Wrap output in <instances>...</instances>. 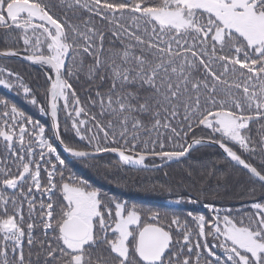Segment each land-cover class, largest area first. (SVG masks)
<instances>
[{
  "label": "snow or ice",
  "instance_id": "6c2138e0",
  "mask_svg": "<svg viewBox=\"0 0 264 264\" xmlns=\"http://www.w3.org/2000/svg\"><path fill=\"white\" fill-rule=\"evenodd\" d=\"M0 30V57L50 73L39 111L52 121L49 135L0 99V264H264V0H0ZM0 86L39 103L18 73L0 68ZM57 143L126 166L217 146L223 162L187 171L176 203L207 200L191 189L225 178L222 163L261 194L244 210L206 203L207 216L129 207L65 175Z\"/></svg>",
  "mask_w": 264,
  "mask_h": 264
},
{
  "label": "trees",
  "instance_id": "16d2710c",
  "mask_svg": "<svg viewBox=\"0 0 264 264\" xmlns=\"http://www.w3.org/2000/svg\"><path fill=\"white\" fill-rule=\"evenodd\" d=\"M3 47V37L0 35V49ZM18 47L22 50V42ZM0 68L18 73L32 89L39 103L36 106L32 105L30 98L26 99L24 97L22 89L16 92L5 89L2 86H0V99H7L11 103H15L26 115L43 124L48 134L51 135L49 116L39 111L41 105L47 106L45 89L48 84L44 73V70L47 71L46 67H38L15 58L0 57ZM73 84L83 101L87 92L84 78L82 77L79 83L73 81ZM59 122L60 130L63 134L66 122V113L63 110L59 113ZM67 125L70 127V120H67ZM258 127L259 125H252V135L256 139L259 138L256 131ZM196 134L197 136L205 137L207 135L206 132L199 130H197ZM67 138L74 143L78 142V138L71 133L68 134ZM57 147L61 157L65 159L68 165V171H66L65 175L71 173L80 179L87 180L94 188L101 191L105 199L118 200L126 203L129 207L136 205L138 208L145 210L151 209L152 211L160 212L162 215L167 213L183 217L186 216L188 210H192L196 214L207 216L210 214V210L204 206L206 203H213L221 209L244 210L246 204H249L252 199L259 198L261 194L259 185H254L248 179L246 171L240 167L222 163L220 166L223 170L217 172V177L225 178L219 180L214 178L201 184L199 183V176H197L196 188L191 189L193 195H195L197 190L202 187L208 193L207 200L202 199L197 204L176 203V200L179 199L180 194L184 191V187L178 185H181L182 181L186 182L187 171L195 170L196 173H199L210 169L211 165L217 161L223 162L224 157L221 151L214 146L194 150L190 156L157 169L125 167L120 165L112 154L97 156L94 160L81 161L63 153L58 144ZM145 162L147 164H157L162 161L158 157L149 156ZM250 162L259 167V159H252ZM252 187L257 189L255 196L250 195ZM168 189H171V191ZM191 227L195 228L196 226L191 224Z\"/></svg>",
  "mask_w": 264,
  "mask_h": 264
},
{
  "label": "water",
  "instance_id": "95a60500",
  "mask_svg": "<svg viewBox=\"0 0 264 264\" xmlns=\"http://www.w3.org/2000/svg\"><path fill=\"white\" fill-rule=\"evenodd\" d=\"M1 58H15V59H18V60H21V61H24V62H26V63H29V64H32L31 62H29V61H26V60H24V58H23V56L21 55V56H17V57H1ZM32 65H35V66H38V67H40L39 65H36V64H32ZM44 73H45V75H46V77H48V75H50L47 71H45L44 70ZM49 116V115H48ZM49 120H50V124H51V126H52V121H51V118H50V116H49ZM58 144V143H57ZM58 146H59V144H58ZM60 147V149L63 151V148L61 147V146H59ZM214 147H217V146H214ZM218 148V147H217ZM221 151V150H220ZM63 153H65L66 155H68V156H70L68 153H66V152H64L63 151ZM222 153V152H221ZM106 154H112V155H114L115 157H116V159H117V161L119 162V164L120 165H122L121 163H120V161H119V158H118V155L117 154H114V153H103V154H98L97 156H102V155H106ZM147 158H149V156L147 157ZM146 158V159H147ZM185 158V157H184ZM181 159H183V158H181ZM174 161H177V160H173V161H162V162H160V163H157V164H147L146 162H145V165L144 166H126V165H122V166H125V167H130V168H145V169H157V168H161L162 166H165V165H167V164H169V163H171V162H174ZM242 169V168H241ZM245 171V170H244Z\"/></svg>",
  "mask_w": 264,
  "mask_h": 264
}]
</instances>
